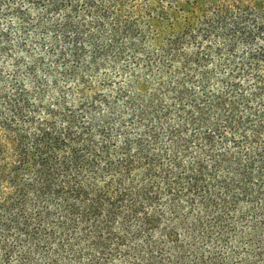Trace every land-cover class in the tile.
<instances>
[{"label":"trees","instance_id":"obj_1","mask_svg":"<svg viewBox=\"0 0 264 264\" xmlns=\"http://www.w3.org/2000/svg\"><path fill=\"white\" fill-rule=\"evenodd\" d=\"M0 264H264V0H0Z\"/></svg>","mask_w":264,"mask_h":264}]
</instances>
